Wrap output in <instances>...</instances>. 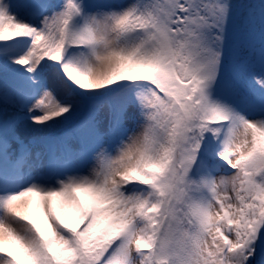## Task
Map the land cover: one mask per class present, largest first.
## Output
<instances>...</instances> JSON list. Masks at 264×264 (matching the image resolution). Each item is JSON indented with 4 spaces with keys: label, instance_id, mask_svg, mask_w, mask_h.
<instances>
[{
    "label": "rangeland",
    "instance_id": "rangeland-1",
    "mask_svg": "<svg viewBox=\"0 0 264 264\" xmlns=\"http://www.w3.org/2000/svg\"><path fill=\"white\" fill-rule=\"evenodd\" d=\"M46 1V5H49L42 10V14L31 12L29 15V2L0 0V34L6 29L14 32L24 28L22 30H27L32 38L26 48L1 53L0 64L11 65L28 59L31 79L38 84H32L33 90L29 93L31 98L26 110L20 113L22 117L6 130L9 137L15 140L18 138L28 146L25 151L27 157L18 161V166L22 165L20 170L23 166L29 169L33 177L31 183L20 189H8L0 195V206L3 207L0 214V264H14L7 253L8 247H14V244L24 254L27 264H41L37 233L23 221L34 197L41 201L42 207L37 217H44L45 230L52 235L53 245L59 250H71V240L52 218L51 209L53 203H57L60 212L75 222L78 213L77 200L81 195H89L96 200L99 219L114 216L123 223H131L117 253L120 261L125 264H137L140 261L138 256L133 255V242L135 239H148L151 229L150 224L142 223L136 217L137 210L143 207L147 195L138 189H131V194L126 196L119 189V184H127L124 180L131 177L136 170L140 171L141 162L158 153V149L155 151L153 148L157 136L154 117L146 110L153 102V92H129L126 98L131 100L123 106L116 100L117 106L122 109V124L112 138L107 135L112 104L106 102V105L104 100L93 102V125L90 127L88 124L82 129L92 152L90 160L86 164L75 161L76 165L71 170L69 166L63 167L53 183H43L36 172L42 166L45 154L42 135L50 134L53 130L58 131L69 121H73L84 105L81 95L73 91L55 65L49 63L56 60L59 52L63 50L61 41L66 33L63 32L64 9L74 5L78 7L80 16L72 31L76 42H87L79 63L77 60L73 61L74 58L67 62L68 71H77L74 64H80V71L86 76L87 92L98 95L113 83L118 68L121 71L127 65L147 68L158 59L153 45L158 37L155 30L136 28L131 31V28L146 24L159 8L154 0ZM191 1L196 3L191 8L192 12L186 10L185 4H182L171 29V54L176 74L187 80L195 76L211 77L208 95L213 96L214 107L223 116L236 115L241 118L228 125L222 151L223 156L227 155L233 161L237 170L228 175H215L210 172L213 176L210 179L207 173L204 175L205 181L212 182L213 189L199 206L204 210L206 224L210 225L199 238V256L202 258V254L208 250L215 253V249H220L219 241L227 239V264H253L250 252H253L254 246L250 244L247 227L253 217L257 222L264 214L260 213L264 203L248 212L246 202L249 200L246 199L251 198V192L257 191L264 200V179L254 183L253 188L250 184L246 185L243 182V166L247 161L264 166V149L261 154L253 152L258 141L264 147V118L250 115L248 108L244 106L243 99L247 101L244 90L222 74L220 56L223 50V29L228 27L231 30V25L237 24L234 19L237 12L232 9L234 2L183 0L188 4ZM244 56L239 51L235 53L233 64L237 63L236 69L241 72L239 78L262 92L264 79L252 69L253 59ZM84 62L85 66H82ZM157 73L161 75L159 70ZM217 76L219 77L214 78ZM4 93L3 90L0 91V119L19 113L10 93ZM95 109H98L97 114ZM95 128L96 131L91 133ZM75 138L76 136H69L67 141H75ZM6 143L7 149L14 148L15 142L12 140H7ZM74 152L78 158L76 148ZM184 158L187 159V156ZM211 264H216L215 260ZM260 264H264V253Z\"/></svg>",
    "mask_w": 264,
    "mask_h": 264
},
{
    "label": "trees",
    "instance_id": "trees-1",
    "mask_svg": "<svg viewBox=\"0 0 264 264\" xmlns=\"http://www.w3.org/2000/svg\"><path fill=\"white\" fill-rule=\"evenodd\" d=\"M261 1L247 0L241 8L235 10L238 14L236 19L239 26H242L245 20L242 13L245 15V12H248L251 7L248 4L257 6ZM154 2L159 8L158 11L151 15L146 24L131 28V31L141 27L143 30L154 29L155 34L158 35L155 44H153L158 59L153 65H149L147 68L127 65L122 71L121 68H118L114 81L113 77L116 71L111 76L113 83L98 95H90L87 92L86 76L80 71L77 64H74L77 71H68L69 65L58 69L71 89L83 98L104 96L108 92L116 90L118 86L131 83L149 89L154 94L153 102L147 106V111H153V120L156 121L157 136L153 148L155 151L158 149V153L144 159L140 164L142 166L140 171L136 170L131 174V177L126 179L127 183L135 182L143 186L142 193H146L147 199L143 207L137 210L136 217L140 222L150 224L151 228L148 239L134 240L133 255L143 259L142 264H211L213 260L216 264H226L219 255L220 251L216 249L215 253L210 250L204 252L200 258L201 250L197 241L199 235L209 228L203 224V214L200 208L195 205L203 204L202 196L201 198L199 196L201 192H204L201 178L199 174H196L200 168V163L197 164V161L200 157L214 154L217 143H221L222 148L224 147L221 139L225 134V128L220 123L222 115L220 110L209 102L205 94L211 77L196 78L195 76L191 80L178 77L174 61L168 54L173 50L171 23L177 10L182 4H185V9L192 12L191 8L196 6V3L191 1V4H188L183 0H154ZM64 11L63 32L66 33L62 38L61 47L67 49L77 43L72 28L74 16L78 13L72 6L65 8ZM231 28V30L228 27L223 29L225 45L235 34H240L236 25H231ZM22 29L24 28L18 29L22 31L21 33L18 30L14 32H11L10 29L4 30L0 34V48L8 44L21 45L27 42L31 34ZM258 37L264 38L263 28L259 29ZM250 42L254 46L258 44V40L250 39ZM256 53L257 50L252 47L250 54L256 56ZM59 60L60 58H57L49 63L59 66ZM220 61L224 77H234L226 49L222 50ZM25 65L26 62L12 65L0 64V78H9L29 88L30 79L26 73ZM157 70H159L160 76ZM256 72L257 75H260L258 70ZM237 82L253 99L256 100L260 96V91L253 89L245 81L237 79ZM153 84L165 96H159L151 88ZM73 124L67 123L64 128H69ZM56 131H51L49 135ZM255 144L253 152L261 154L264 149L263 143L258 141ZM185 156L187 159L184 158ZM261 167L259 164L247 161L243 166V182L245 181L246 185L250 184L252 181L250 175ZM83 197H85V202L83 201L82 206L80 202L78 205V200H83ZM78 200L77 217L79 219L76 223L71 222L69 217L60 212L57 203L52 205L51 210L55 212L54 220L72 240V251L67 249L57 251L58 261H53L51 249L44 243L49 237L48 231L45 230L44 217L39 215L37 220L31 221L32 228L39 236L38 239L42 241L40 246L43 249V264H125L119 260L117 254L112 252V249H115L116 245L118 246L128 234L130 224L110 216L106 219L96 220L90 226H85V217L88 215L86 206L88 199L85 195H81ZM33 202L34 199L29 207V213L24 217L30 218ZM263 238L264 222L261 224L256 239L255 254L259 251L257 248L264 241ZM10 249L12 247H8V251Z\"/></svg>",
    "mask_w": 264,
    "mask_h": 264
}]
</instances>
